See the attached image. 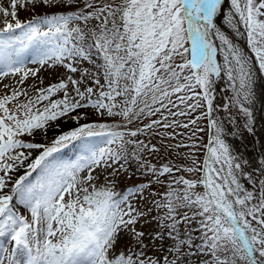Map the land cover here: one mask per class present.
<instances>
[{"label": "snow or ice", "instance_id": "snow-or-ice-1", "mask_svg": "<svg viewBox=\"0 0 264 264\" xmlns=\"http://www.w3.org/2000/svg\"><path fill=\"white\" fill-rule=\"evenodd\" d=\"M36 3L37 0H11V11L0 6L4 17V27L0 28V76L21 74L26 79L30 73L35 75V70H25V56L29 50L36 53L31 62L43 66L84 57L88 49L95 48L102 59L104 84L93 78L99 91L94 87L81 91L80 81L69 77L68 81L37 89L34 100L15 108H9L8 104L26 93L13 90L11 95L0 97V172L7 174L14 169V164L7 161L23 164L28 159L24 152H17L18 149H43L28 164L29 171L16 180L13 194H3L8 177L0 175V237L10 235L13 245L11 252L8 248L0 249L3 253L0 260L20 264L17 256L23 255L24 264H152L145 257L144 233L135 227L143 212H138L132 202L137 194L142 195L145 185L128 188L124 194H119L112 190L114 183L100 188L92 183L95 168L106 163V157L118 160L120 154L101 148L70 165L50 161L55 153L73 141L103 135L110 137L107 143L111 144L123 141L124 133L95 130L110 129L111 126L104 123H85L63 132L59 131L60 123L57 122L73 120L78 123L83 114L73 116L71 113L89 107L100 116L122 115L127 119L138 98L151 93L153 103L167 108L164 99L173 103L170 97L185 91L192 95L177 96L181 104L194 110L200 107L202 97L210 115L213 77L219 79L222 73L233 84L235 103L250 117L251 112L245 104L251 103V58L216 28L214 19L225 0H121L116 7L111 3L97 7L94 0H83V7L93 9L92 12L61 13L21 22L17 16L18 5L21 9L27 5L34 8ZM39 3L60 7L70 0H39ZM230 3L234 12H229L228 23L235 29L234 20L238 16L247 31L248 44L259 68L264 71V0H230ZM9 16L15 18L14 23L7 19ZM90 18L101 21L100 31H92V43L85 45L86 34L80 27L70 25L74 21L87 22ZM213 36L225 46L219 49L224 53L223 65L216 59L218 46ZM175 57L183 62L175 63ZM65 66L73 73L77 71L71 63ZM87 75L85 73V78ZM69 82L75 95L69 94ZM165 85L167 87H162ZM197 88L202 89V93H197ZM59 92L63 97L52 100L51 97ZM117 98L123 99L118 101ZM193 98L196 102L188 105L187 100ZM44 101L49 103L44 104ZM121 104L125 107L121 108ZM145 107L149 105L145 103ZM173 107L178 105L173 103ZM139 111L143 112L144 108ZM168 111L173 116L188 114ZM191 123L195 124V120ZM153 124L160 125L161 121H153L146 127L151 128ZM174 124L176 121L162 126L170 128ZM210 126L215 131L206 145L201 181L181 177L177 183L185 187L172 189L167 193L166 203L157 205L168 210L164 219L172 221L165 226L170 229L168 235L174 252L171 260L164 258L165 264H189L191 259H196L198 264L201 260L202 264H264V180L259 182L257 203L252 204L253 193L238 183L235 170L240 169V164L234 161L228 144L221 139L222 128L215 119L210 121ZM36 131L44 137L49 131L53 132L50 145L18 138L24 134L32 136ZM137 134L136 131L130 133L131 136ZM151 150L156 151L154 146ZM85 169L88 171L82 177L80 173ZM37 170L42 173L41 179L26 183ZM149 170L153 174L158 171L154 166ZM172 171L165 165L159 174ZM197 183L204 186L202 194L192 191ZM14 195L30 210V220L14 210ZM180 208L189 209L191 215L179 213ZM193 221L197 227L181 236L177 226ZM193 231L199 232V236L194 237ZM127 240H132L138 248L129 246L117 250L121 241ZM196 240L200 243H195ZM185 248L189 251H184Z\"/></svg>", "mask_w": 264, "mask_h": 264}, {"label": "rangeland", "instance_id": "rangeland-1", "mask_svg": "<svg viewBox=\"0 0 264 264\" xmlns=\"http://www.w3.org/2000/svg\"><path fill=\"white\" fill-rule=\"evenodd\" d=\"M94 2L97 7L103 6L106 3H111L116 7L120 5L121 0H94ZM257 2H259V0H257ZM10 4L11 0H0V6L10 9L9 11H11ZM82 11L92 12L93 9L84 8L83 0H70L69 4L60 7L54 5H40L39 0H37L34 8L27 5L25 8L21 9L18 5L17 16L21 22H27L37 17L47 15L61 13L68 14L72 12L79 13ZM105 15H107V13H105ZM3 19V14L0 13V28L4 27L2 22ZM7 19L13 23L15 22V18L12 16H9ZM100 23V20L90 18L87 22L83 20L74 21L70 27H80L86 34L84 44L88 45L92 43V31L99 33L100 29L98 26ZM109 27H111V25H109ZM35 55V51L29 50L25 56V70H35V75L30 73L26 79H23L21 74L0 76V97L11 95L13 90L26 93V95L21 94L15 100L11 101L8 104L9 108H15V106L19 104L34 100L38 95L37 89H46L49 85L59 83L62 80L68 81L69 77L80 81L78 86L81 91H84L86 87H94L96 91H99L98 86L93 82V78L99 79L100 83L104 84L102 75L103 70L101 68L102 59L97 54L95 48L88 49L84 57L65 60L63 64H53L50 62L49 64L41 66L31 62V59L35 57ZM174 60L177 64L183 62L179 57H175ZM68 63H71L77 68L75 73L69 71L65 66ZM261 72L264 73V71ZM85 73L88 74L86 78ZM185 74H187V70L185 71ZM217 81L219 85L218 92L214 94L216 91L214 83L210 89L212 94V112L210 115L208 114L206 101L202 97L199 99L200 107H197L194 110L187 108L185 104H181L177 100V96H183L184 92L170 97L171 101L177 104L178 107H173V103H169L168 99L163 100V103L167 105V108H163L160 103H153L152 101L148 104L149 107L142 106L145 104L146 100L148 101V98L151 97L152 94L149 93L147 97L138 98L137 105L127 119L122 115L115 117L107 115L100 116L95 109L90 107L81 108L77 109L76 112L71 113V115L76 116L77 114H83V118H81L77 124H73L68 129L59 130L67 132L69 129L85 123H104L110 125V129L95 130L98 132L117 131L124 133L123 141L118 140L116 143L111 144L107 143L110 137L103 135L73 141L62 147L59 152L55 153L53 157L50 158V161L57 165H70L80 160L82 157L91 155L92 152L98 151L101 148L111 149L113 152L120 154L121 158L118 160L108 159L106 157V163L95 168L92 172V175L95 177L92 183L97 188L106 186L109 182L114 183L115 187L112 190L119 194H124L128 188H133L137 185H145L142 195L137 194L132 202L138 212H143V215L138 217V222L135 227L137 231L144 233L143 242L145 246V257L150 259L152 264H165L164 258L167 257L171 260L172 253L174 252V249L171 247L172 239L168 235L170 229L165 226L171 224L172 221L164 219L168 210L164 207H157V205H163L166 203L167 193L172 189H183L185 187L182 183H177L181 177L197 182L201 181L204 176L203 162L207 154L206 145L209 144L210 136L215 131L210 126V121L215 119L218 126L225 130V133L233 136L236 145H245L248 148H246V150H249L250 152L252 149L256 148V140L255 138H252L250 133L251 116L250 118L245 116L240 110L234 100V90L227 85L223 80V77L221 76ZM181 82L183 83V81ZM162 87L167 86L165 85ZM72 89L73 85L69 82V94L75 95L72 92ZM195 91L197 93H202L203 90L197 88ZM184 95L192 94L188 92L187 94L184 93ZM62 97L63 93L59 92L52 96L51 99L58 100ZM92 98L95 99V97ZM122 99L123 98H117L118 101ZM195 102L196 98H193L187 100L186 103L191 105ZM43 103L48 104L49 101H44ZM225 104L228 106L230 105V108L226 109ZM123 107H125V105L121 104V108ZM140 108H144V111L140 112ZM156 109H159V111H155ZM169 109L171 112L185 111L188 114L184 116H173L169 113ZM119 110L120 109H117V111ZM150 112H154L155 114H149ZM136 114H138V116H135ZM165 117L167 119H165ZM157 120L161 121L160 125L153 124L151 128L146 127L147 125L152 124L153 121ZM193 120H195V124L191 123ZM173 121H176V124H174L173 127L164 128L162 126L164 123L172 124ZM185 124L188 125L187 128L183 127ZM133 131H136L138 134L136 136H131L130 133ZM35 134L36 132L32 136L24 134L20 136V138H22L24 142L50 145L52 137L48 139H40ZM135 142L142 143L137 144ZM153 146L156 151L151 150ZM229 150L234 161L240 164V169L235 170L238 183L244 190L253 193L254 198L251 203L256 204L260 192V178L257 174V169L249 164V161L244 155H241L235 149L230 148V146ZM32 151L33 158L35 159L43 149H33ZM34 159H32V161ZM194 161L195 164L193 163ZM165 165L171 167L173 171L171 173L160 175L159 172L162 171V168ZM153 166L158 170L155 174L149 170L150 167ZM192 167L199 170L192 172L186 170L187 168ZM28 171L29 170L27 169L25 173H22L20 176L25 175ZM87 171L88 170L85 169L80 175L83 177ZM20 176H18L16 180H18ZM41 176L42 173L40 170L32 172V175L29 177L30 179L28 178L26 183H35L37 180L41 179ZM16 180L13 184H15ZM91 190L92 189L89 188V191ZM204 190L202 183H197L196 187L192 189L193 192L201 194ZM16 198L17 200H15V204H13L14 210L30 220V210L20 204L18 197ZM68 198L69 197L66 195L65 199L67 200ZM178 212L191 215V211L187 208H180L178 209ZM177 219H179V216ZM197 219H200V217H197ZM249 219H251V217H249ZM255 223L256 222L253 221L254 225ZM196 227L197 225L195 221H193L191 224H179L177 230L180 232L181 236H184L186 231H191ZM192 235L194 237L199 236V232L193 231ZM5 242L6 245L10 243V235ZM195 243L198 244L200 241L196 240ZM10 245L11 243L7 246L10 247ZM129 246L133 249L138 248L132 240H127V242L121 241L117 250L121 247L127 248ZM184 251L188 252L189 249L185 248ZM189 255L191 256L193 253L189 252ZM21 258L22 260L20 264H24L25 257L21 255ZM189 264H198V262L196 259H191ZM199 264H202V260Z\"/></svg>", "mask_w": 264, "mask_h": 264}, {"label": "water", "instance_id": "water-1", "mask_svg": "<svg viewBox=\"0 0 264 264\" xmlns=\"http://www.w3.org/2000/svg\"><path fill=\"white\" fill-rule=\"evenodd\" d=\"M234 10L232 9V6L230 4L228 13ZM234 23H236L237 27L234 29L231 27L228 23V19H226L225 24L227 25V28L222 29L224 30V34L232 41L233 45L243 51L247 57H250V63L249 67L251 69V82L254 83L253 91L256 94V116L252 117L250 124L252 128V133L256 137L255 145L256 148L252 149V151H247L245 146H236L233 141V136H230L229 134L225 133V130L222 129L221 132V138L226 141L228 146L230 148H234L237 151H239L241 154L245 155V157L248 159L249 163L254 166L258 171V175L260 177V180H264V140H261V134H259V129L263 128L264 125V74L261 72L259 68V64L256 63L255 59V53L251 51V47L249 46L247 39V33L245 31L244 25L242 22L239 21L238 16L234 20ZM214 43L218 46V38L213 36L212 37ZM214 85H216V92L218 91L219 85L217 79L214 77ZM263 171V175L261 173Z\"/></svg>", "mask_w": 264, "mask_h": 264}, {"label": "bare ground", "instance_id": "bare-ground-1", "mask_svg": "<svg viewBox=\"0 0 264 264\" xmlns=\"http://www.w3.org/2000/svg\"><path fill=\"white\" fill-rule=\"evenodd\" d=\"M4 1V0H3ZM7 2V1H6ZM5 3V2H4ZM7 4V3H5ZM230 0H225V3L221 6V12L215 17L214 19V23L216 25V28L219 29L220 32H222L224 34V28H227L228 24H225L226 19H228V9L230 6ZM10 10V9H9ZM222 29H224L223 31H221ZM215 31V30H214ZM225 35V34H224ZM218 43V52H217V61L223 65V51H220L219 49H223L225 46H223L220 42V40L217 41ZM221 76L223 77V80L227 83V85H229V87H231L233 90V84L231 81H229L227 79L226 74L222 73ZM254 83L251 82V103H246L245 106L248 107V109L251 112V119L252 117L256 116V94L253 91V86ZM157 96H159V93H156ZM152 101V95L150 98H148V102ZM153 102V101H152ZM250 118V117H249ZM80 121V119H79ZM60 123V129H68L70 126H72L73 124H77L76 121L70 120L67 123L64 122H57ZM259 134H261V140H264V125L263 128H260L259 130ZM38 138L40 139H48L50 137H53L54 133L49 131L47 137H44L41 135V133L39 131H36L35 134ZM27 136V135H26ZM35 137V136H34ZM19 139H21L22 141H24L22 138L18 137ZM28 139V138H27ZM40 142V141H39ZM46 142V141H45ZM264 148H262L263 150ZM248 151V150H247ZM17 152H24L25 155L28 156V159H25L23 161V164H19L18 162H14V161H7L8 163H13L14 164V169L12 171H9L7 174H5L4 172H0V175H6L8 177L7 179V187L3 190V194H13V186H14V181L18 178V176H20L22 173H25V171L28 169V164L32 161V159H34L33 157V151L32 150H28V149H18ZM36 153V152H35ZM60 155V154H59ZM36 157V156H35ZM71 162V161H70ZM29 170V169H28ZM262 175H263V171H261ZM30 179V178H29ZM35 182V181H34ZM17 200V198L14 195V201ZM13 201V204H15ZM7 237H9V235H5L4 237H0V249L2 248H8L9 252L12 250L13 245L11 244L10 247L7 246L9 244L6 245V239ZM7 246V247H6ZM12 247V248H11ZM11 249V250H10ZM0 256H3V253H0ZM17 259L21 262L22 258L21 255L17 256ZM0 264H8V261L6 259L0 260Z\"/></svg>", "mask_w": 264, "mask_h": 264}, {"label": "trees", "instance_id": "trees-1", "mask_svg": "<svg viewBox=\"0 0 264 264\" xmlns=\"http://www.w3.org/2000/svg\"><path fill=\"white\" fill-rule=\"evenodd\" d=\"M183 93V92H182ZM184 93H188L187 91H185ZM184 93H183V95H184ZM175 99V98H174ZM226 105V104H225ZM226 109H229L230 108V105L228 106V105H226V107H225ZM252 138H253V135H252ZM251 145H252V142H251Z\"/></svg>", "mask_w": 264, "mask_h": 264}]
</instances>
